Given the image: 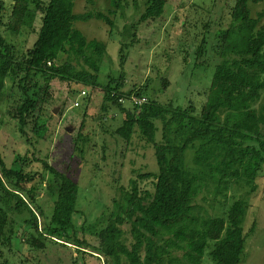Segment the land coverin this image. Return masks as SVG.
Listing matches in <instances>:
<instances>
[{
    "label": "trees",
    "instance_id": "1",
    "mask_svg": "<svg viewBox=\"0 0 264 264\" xmlns=\"http://www.w3.org/2000/svg\"><path fill=\"white\" fill-rule=\"evenodd\" d=\"M166 1L145 0L139 21L123 27L118 50L120 75L101 85L102 65L113 66L107 44L89 40L75 24L102 21L109 27L108 35L116 28L109 15L96 11L76 13V0H13L6 30L12 36L32 33L35 39L24 54L16 56L13 45L0 35V105L6 97V82L10 88L18 82L25 99L11 115L17 119L22 135H27L29 123H33L30 132H36L43 105L50 100L48 90L53 80L65 83L75 102L76 96L82 101L88 98L79 96L84 89L92 94L99 89L104 99L123 113V125L129 132L136 129L153 146L157 168L155 173L143 175L152 179L153 191H138L132 181L131 193L123 195L119 206L116 203L117 212L112 213L105 230L97 232L94 225L74 223L78 189H70L67 175L44 161V171L52 176L47 190L55 199L50 224L41 226L39 217L43 212L36 204L37 188L28 185L37 178L41 183L45 177L41 172L25 173V157H18L8 166L0 152V189L32 215L34 234H29L25 242L36 251L43 249L45 238L70 230L66 239H73L79 248L91 249L92 253L85 252L89 257L103 254L110 264H203L206 256L214 264L241 263L250 234L243 228L248 208L245 196L255 192V180L264 165V26L258 27L263 15L253 18L249 9L250 3L262 0H232L230 21L217 31L219 61L214 65L199 114L193 106L173 108L155 100L142 103L139 114L137 104L125 108L120 101L131 99L130 93L121 91L123 67L129 48L137 41V26L159 18ZM109 3L113 8L110 15L115 10L123 14L122 0ZM34 77L42 79L44 87H38L35 80L32 89H26L23 84ZM135 94V98L143 96L141 90ZM156 122L161 123L158 141ZM1 125L0 119V129ZM180 132L174 144L171 135ZM193 147L191 162L203 172L192 171L185 163V153ZM232 187L238 191L228 194ZM204 190L224 204L228 198L233 201L216 216L196 213L200 209L197 198ZM124 223L129 225L128 245L123 238L125 232L118 227ZM7 225V215L0 208V246L10 244L5 235ZM78 232L83 235L80 239ZM86 233L96 238L87 239Z\"/></svg>",
    "mask_w": 264,
    "mask_h": 264
},
{
    "label": "rangeland",
    "instance_id": "2",
    "mask_svg": "<svg viewBox=\"0 0 264 264\" xmlns=\"http://www.w3.org/2000/svg\"><path fill=\"white\" fill-rule=\"evenodd\" d=\"M144 2L122 0L123 14L115 10V14L110 15L109 10L113 8L109 0H76V13L102 12L109 15L116 25L107 35L109 27L102 21L93 19L75 24L89 40L107 44L113 66L102 65L101 85H106L110 79H118L121 71L118 54L120 33L125 25L139 21L145 10ZM12 3L13 0H0V35L13 45L16 56H21L31 47L35 35L22 32L12 36L8 33L5 24ZM231 6L232 0H167L164 13L159 18L140 23L136 30L137 41L129 48L123 67L121 91L125 95L131 94L129 101L122 102L125 108H132L134 101L141 100L137 110L140 114L142 103L155 100L161 106L171 105L173 108L193 106L199 114L206 100L205 91L210 87L214 65L219 61L217 31L228 25ZM249 9L253 18L263 15L258 27L264 26V0L258 4L250 3ZM39 17L38 14L37 25ZM35 80H38V87H44V82L38 77L26 81L23 86L32 89ZM5 86L6 97L0 105V152L8 166L18 157H25L22 170L29 174L41 172L45 177L41 183L37 178L28 185L37 188L36 204L43 212L39 217L41 226L50 224L55 199L47 190V182L52 176L44 171L43 161L67 175L70 189H78V214L74 223L77 226L83 223L94 225L97 232L105 230L112 213L117 212V204L122 203L123 195L131 193L132 181L136 182L138 191H153L152 179L143 178V175L157 170L154 148L141 138L136 129L129 132L123 125V113L104 99V92L98 89L92 94L89 91L84 101L76 96L80 102L76 108L67 85L53 80L48 90L50 100L43 105L36 132H30L33 123H29L27 135L23 136L17 119L11 113L24 101L25 93L18 82L12 88L9 82ZM139 90L143 92L140 99L135 98ZM84 103L86 106L82 107ZM156 127L158 141L161 139V123L156 122ZM181 134L171 135L174 144ZM194 153V147L186 151L185 163L192 171L203 172L204 169L191 162ZM211 182L210 179L207 181L209 190L212 189ZM255 183V192L245 196L248 208L243 228L250 234L246 238L240 264H264V165ZM232 190L238 191L232 187L228 194L234 193ZM8 199L0 189V208L8 221L5 235L10 241L8 245L0 246V264H110L103 254L94 253L95 257H89L85 252L92 253L91 249L79 248L73 239H66L65 235H70V230L45 238L43 249L36 251L25 242L29 234H34L32 215L14 198ZM232 201L228 198L224 204L220 199L214 200L210 191L204 190L197 198L200 209L195 212L216 216ZM118 227L125 232L123 238L128 245V223ZM76 236L80 239L83 235L78 232ZM84 236L96 238L90 233ZM203 264L214 263L206 256Z\"/></svg>",
    "mask_w": 264,
    "mask_h": 264
},
{
    "label": "built area",
    "instance_id": "3",
    "mask_svg": "<svg viewBox=\"0 0 264 264\" xmlns=\"http://www.w3.org/2000/svg\"><path fill=\"white\" fill-rule=\"evenodd\" d=\"M87 93H88L87 91L83 90V91L80 92L79 96L80 97H85ZM120 101L123 102V100H120ZM134 103L137 104V105H139L141 103V100L134 101ZM73 107H76V108L79 107V102L76 101L73 104Z\"/></svg>",
    "mask_w": 264,
    "mask_h": 264
}]
</instances>
